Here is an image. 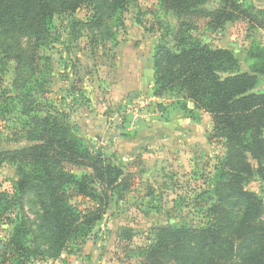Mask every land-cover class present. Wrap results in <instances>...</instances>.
Wrapping results in <instances>:
<instances>
[{"label": "rangeland", "instance_id": "rangeland-1", "mask_svg": "<svg viewBox=\"0 0 264 264\" xmlns=\"http://www.w3.org/2000/svg\"><path fill=\"white\" fill-rule=\"evenodd\" d=\"M220 1L207 0L204 8L214 10ZM238 1L248 10L264 12V0ZM90 16V9L80 8L74 18L85 22ZM180 22L157 0L131 1L104 38H94L82 25L72 33V22L55 17L59 41L35 54L20 77L0 50V151L26 144L29 117L22 111L28 108L31 115L49 112L66 118L84 144L129 174L128 189L113 197L109 211L86 237L67 246L60 264H139L160 226H198L206 220L225 157L223 145L213 138L211 116L181 99L177 90L153 96L156 47L173 46ZM193 36L210 49L229 50L240 71H251L257 52L264 50V31L242 20L215 32L200 20ZM256 90L264 92L263 79ZM66 170L89 172L72 166ZM17 179L14 166H0L1 191L14 196ZM246 189L264 206L263 182L249 177ZM70 196V204L81 209L89 203ZM40 214L39 202L29 196L21 219L35 231ZM12 229V223L0 224V262L22 264L6 250ZM128 229L134 232L131 240L123 237Z\"/></svg>", "mask_w": 264, "mask_h": 264}, {"label": "trees", "instance_id": "trees-1", "mask_svg": "<svg viewBox=\"0 0 264 264\" xmlns=\"http://www.w3.org/2000/svg\"><path fill=\"white\" fill-rule=\"evenodd\" d=\"M131 1L0 0V50L20 77L35 54L59 41L55 17L72 22V33L82 25L94 38L105 37ZM157 1L181 22L173 46L156 47L153 96L177 90L181 99L209 114L213 138L223 145L225 157L206 220L198 226H160L139 264H264V206L246 189L249 177L264 183V92L256 90L264 80V50L257 52L251 71H240L229 50L210 49L193 36L200 20L212 32L240 20L264 31V12L248 10L238 0H221L214 10L204 8L207 0ZM80 8L91 10L85 22L74 18ZM23 109L29 117L26 144L0 151V166H14L18 176L14 196L0 190V224L13 225L6 250L22 264L30 259L59 261L67 246L86 237L109 211L113 197L128 189L129 174L84 144L66 118ZM66 166L89 172L76 175ZM71 194L89 203L83 209L72 205ZM29 196L41 210L35 231L21 219ZM127 233L123 237L131 240L134 232Z\"/></svg>", "mask_w": 264, "mask_h": 264}, {"label": "built area", "instance_id": "built-area-1", "mask_svg": "<svg viewBox=\"0 0 264 264\" xmlns=\"http://www.w3.org/2000/svg\"><path fill=\"white\" fill-rule=\"evenodd\" d=\"M134 117L136 118L137 117V113L134 114ZM55 264H60L59 261H53ZM34 264H46L45 262L42 263L41 261H36Z\"/></svg>", "mask_w": 264, "mask_h": 264}]
</instances>
